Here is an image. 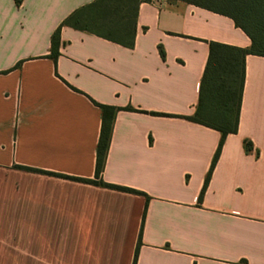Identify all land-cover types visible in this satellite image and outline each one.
I'll list each match as a JSON object with an SVG mask.
<instances>
[{"label": "crops", "instance_id": "1", "mask_svg": "<svg viewBox=\"0 0 264 264\" xmlns=\"http://www.w3.org/2000/svg\"><path fill=\"white\" fill-rule=\"evenodd\" d=\"M92 1L0 0V230L23 228L18 241L0 234V258L132 264L141 228L135 264H264V57L245 58L237 132L198 201L220 134L182 117L194 114L208 42L250 40L227 17L147 0L132 48L62 27L53 63L52 33ZM93 102L134 110L114 117L100 179L148 198L142 227L144 196L66 179L94 180Z\"/></svg>", "mask_w": 264, "mask_h": 264}, {"label": "trees", "instance_id": "2", "mask_svg": "<svg viewBox=\"0 0 264 264\" xmlns=\"http://www.w3.org/2000/svg\"><path fill=\"white\" fill-rule=\"evenodd\" d=\"M147 0H94L70 13L52 33L48 59L56 62L60 44V29L68 27L87 32L125 48H132L136 28L138 6ZM192 5L232 20L234 26L241 30L250 40L248 48H238L216 42H208V58L198 87V100L194 114L183 119L217 131L220 138L213 155L209 170L204 178L198 196L201 201L211 172L218 160L225 138L235 134L238 128V117L241 106L242 90L245 80V58L247 56L264 57V0H174ZM163 56V54H162ZM101 127L96 146L94 180H80L86 184L103 187L119 192L142 195L145 198V209L148 198L140 192L105 184L101 181L106 153L108 150L113 121L118 111H134L131 107L115 108L99 105ZM164 116L162 114H156ZM245 152L252 150V144L243 143ZM25 171L29 168L16 167ZM39 172V171H35ZM140 233L132 264H135L140 245Z\"/></svg>", "mask_w": 264, "mask_h": 264}, {"label": "rangeland", "instance_id": "3", "mask_svg": "<svg viewBox=\"0 0 264 264\" xmlns=\"http://www.w3.org/2000/svg\"><path fill=\"white\" fill-rule=\"evenodd\" d=\"M1 42V41H0ZM0 234L2 235H10L13 234L15 236V240H19L23 236V228L15 227V228H3L0 230ZM15 241L14 243L19 246V244ZM37 261L36 258H32L29 256H24L22 252H8L3 257L0 258V264H27L28 262Z\"/></svg>", "mask_w": 264, "mask_h": 264}]
</instances>
